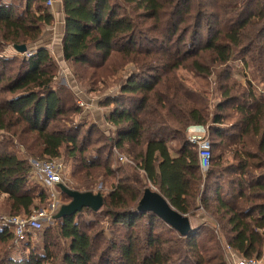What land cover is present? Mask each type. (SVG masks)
<instances>
[{
  "label": "trees",
  "instance_id": "1",
  "mask_svg": "<svg viewBox=\"0 0 264 264\" xmlns=\"http://www.w3.org/2000/svg\"><path fill=\"white\" fill-rule=\"evenodd\" d=\"M37 1L32 10L36 0H0V212L29 217L51 204L46 185L32 179L31 159L73 161L79 192H95L100 178H115L117 186L103 193L98 212L55 215L43 252L15 261L6 251L0 264H229L215 228L237 258L263 261L264 90L227 69L241 55L264 63V0H61L62 54L77 82L92 95L119 87L100 104L114 136L77 121L79 97L57 84L59 64L41 45L55 17L47 0ZM22 45L31 57L5 55ZM181 69L215 88L213 109ZM191 126L207 128L206 173L188 140ZM115 148L132 165L114 168ZM150 186L190 221L213 227L192 225L183 237L139 212ZM87 214L106 219L114 238L90 233L98 224ZM13 237L0 226V247Z\"/></svg>",
  "mask_w": 264,
  "mask_h": 264
},
{
  "label": "rangeland",
  "instance_id": "2",
  "mask_svg": "<svg viewBox=\"0 0 264 264\" xmlns=\"http://www.w3.org/2000/svg\"><path fill=\"white\" fill-rule=\"evenodd\" d=\"M36 5H39V2L36 0ZM52 12H57V6L56 3L54 2L53 7H49ZM57 16H55V22L54 25L48 29H46L45 34H44V39L46 36L51 34V38L55 39L56 37H60L61 34V29H59V21H58ZM49 31H52L54 33H48ZM43 43V40L41 42V45ZM58 42H56L57 44ZM42 46H45L44 44ZM49 47V48H48ZM48 49L51 51L53 54V57L55 61L59 64V72L56 77V82L59 86L65 85V87L71 88L76 95L79 97V101H82L83 104H85L83 107L79 106V108L82 109L83 114L82 117L77 119L78 122L80 120L86 121L89 124H96L98 127H101L102 129H106V134L114 136L112 131L109 130V125L106 124V115L108 113L107 108H103L100 104L105 100L106 97L113 95L119 91L118 85L111 87L109 90H107L104 93H96L94 95L89 94L87 87L84 84H79L75 78V72L71 67L65 63L62 54L60 53L61 50L53 48L52 45H48ZM17 53L13 49H8L5 52V55L11 57L13 55H16ZM251 57L246 56V55H241L239 59H235L231 61L228 65V72H232L233 75L241 80L243 84H245L248 81H253L255 85L259 88L264 90V78L262 79V76L264 75V63L261 64L259 61H256L255 59H250ZM245 60V61H242ZM247 63V64H246ZM225 69V68H224ZM134 71V66L129 65L127 66L124 71L122 72L124 76L128 77L132 74ZM179 76L183 78L190 86L198 87L203 90V92H206L207 96L209 97L210 100V107L213 109L214 104L219 100L218 96L219 93L216 92L215 88L211 87L210 89L208 87H203L201 86L202 84L197 82L196 79H194L193 75L189 73L187 70H179L178 71ZM69 88H67L69 90ZM216 92V93H215ZM260 92V91H259ZM205 128V127H204ZM207 130V128H206ZM102 144V143H100ZM127 158L126 163L120 162L115 154L113 155L112 158V165L114 168H119V167H124L126 165H132V161L129 159V156L125 153L121 154ZM62 160V159H61ZM62 163L59 164L61 166V175L63 179V184L67 186L70 189L75 190L77 187H79L78 180L74 174L76 171L73 165V161H59ZM58 162V163H59ZM57 163V164H58ZM98 186L95 189L94 193L101 192L102 194L105 193L104 189H110V186L115 183H117L116 179L114 178H100L98 180ZM152 190H155L152 186H150ZM156 191V190H155ZM108 193V192H107ZM110 193V192H109ZM63 204V203H62ZM51 204L45 207H41L40 209L34 210L35 212H40V211H47L49 213V219H47L44 223V229L39 232V233H34L29 237V241H31V248L32 249H27L26 248V242H20L16 243L15 238L13 239L7 247H0V254H4L6 251L10 252L12 258L15 261H20L23 259V257H27L30 252L35 251V252H43V243H44V233L45 229L47 227H52L55 226V223H53V217L51 216V210H50ZM201 213H198V216H201ZM0 215H8V213H3L0 212ZM85 220L88 222H93L95 221L98 225L94 228L93 231H90L93 235L96 234V232H99L100 230H103L106 235V239L108 238L113 239L114 235L111 233V227L109 228V222L104 219L102 216H93L91 214H87L85 216ZM192 225L194 227H197L200 224H205L207 225L203 219H199L197 217L196 219L191 220ZM212 226L211 224H208L207 226ZM213 227V226H212ZM97 230V231H96ZM56 242V241H55Z\"/></svg>",
  "mask_w": 264,
  "mask_h": 264
},
{
  "label": "built area",
  "instance_id": "3",
  "mask_svg": "<svg viewBox=\"0 0 264 264\" xmlns=\"http://www.w3.org/2000/svg\"><path fill=\"white\" fill-rule=\"evenodd\" d=\"M53 4L54 0L46 1L48 7H53ZM32 55L33 52H28L24 55L19 54L22 58H29ZM78 105L83 107L85 104H83L82 101H79ZM113 130L116 131L115 129ZM188 140L191 144L197 147L201 171L206 173L210 168L212 158L211 144L206 128L202 126H191L188 129ZM114 154L120 162L126 163L127 158L121 155L116 148L114 149ZM30 164L32 167V179L40 181L43 185H46L49 190L50 198L52 200L50 206L51 216L57 215L63 205L61 201V190L59 188V186L64 185L61 175V166L53 161H41L36 159H31ZM47 219H49V213L47 211H33L29 217L0 215V226L11 229L14 234L15 242L20 243L24 241L29 234L41 232L44 228L43 223ZM217 230L218 228H215L214 233L222 250L226 252L229 264H262L261 261L256 259L247 260L237 258L231 252L229 246L222 244Z\"/></svg>",
  "mask_w": 264,
  "mask_h": 264
},
{
  "label": "water",
  "instance_id": "4",
  "mask_svg": "<svg viewBox=\"0 0 264 264\" xmlns=\"http://www.w3.org/2000/svg\"><path fill=\"white\" fill-rule=\"evenodd\" d=\"M13 49L20 55L28 53V47L25 45L14 46ZM59 188L71 201L61 206L57 218L74 216L85 208L98 212L104 205L105 197L101 192H79L64 185ZM137 209L141 213H153L183 237L189 236L193 231L190 218L177 212L160 193L152 188L145 190Z\"/></svg>",
  "mask_w": 264,
  "mask_h": 264
},
{
  "label": "crops",
  "instance_id": "5",
  "mask_svg": "<svg viewBox=\"0 0 264 264\" xmlns=\"http://www.w3.org/2000/svg\"><path fill=\"white\" fill-rule=\"evenodd\" d=\"M6 1H11V0H6ZM54 2L56 3V6H57V12L56 13L53 12V14H54V17L55 16L59 17L58 21H59V27H60L59 29H61V34H60V37H58V38L56 37L55 39L51 38V34L46 36L45 39L43 36L42 45L44 44L45 47H48V45H52L53 48L55 47V49L61 50L60 53L62 54V35H63V31H64L63 10H62L61 0H54ZM36 7H37L36 3H33L31 5L32 10H35ZM48 33H54V32L49 31ZM56 42H58V43L56 44ZM62 57H63V54H62ZM116 186H117V183L114 182V184L110 186V189H106V190L104 189L105 193L112 192L116 188ZM261 263L264 264V259H263V261H261Z\"/></svg>",
  "mask_w": 264,
  "mask_h": 264
}]
</instances>
